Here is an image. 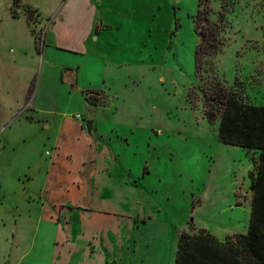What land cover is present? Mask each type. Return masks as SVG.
Returning <instances> with one entry per match:
<instances>
[{
	"label": "rangeland",
	"instance_id": "1",
	"mask_svg": "<svg viewBox=\"0 0 264 264\" xmlns=\"http://www.w3.org/2000/svg\"><path fill=\"white\" fill-rule=\"evenodd\" d=\"M14 1L0 0V102L23 101L32 84L23 105L0 129V264H56L54 256L78 254L71 211L74 203L88 208L92 199L66 192L43 194L53 129L49 117L35 115L31 122L30 95L32 88L33 96L38 92L36 100L46 110L56 98L59 110H79L85 92L94 90L69 98L59 75L79 65L81 82L91 79L101 89L95 92L105 103L93 106L103 107V115L110 112L102 117L107 129L122 134L133 188L123 201L113 197L110 207L124 215L140 212L138 208L152 214L137 222L139 230L122 255L120 241L115 246V264H174L178 236L190 230V221L220 240L247 231L258 154L220 142L218 120L211 123L203 113L195 76L198 0H96L101 27L94 28L85 52L78 51L81 43L61 47L45 42L42 28L33 31L38 48L30 47L29 28L38 24L15 20L12 9L27 17L30 7L23 0L13 6ZM209 4L220 51L205 59V67L237 88L245 101L264 105V0ZM12 30L24 31L16 35L19 47L8 42ZM42 66L46 69L41 71ZM81 112L85 124L90 112ZM12 120L21 125L4 131ZM94 248L87 247L88 254Z\"/></svg>",
	"mask_w": 264,
	"mask_h": 264
},
{
	"label": "crops",
	"instance_id": "2",
	"mask_svg": "<svg viewBox=\"0 0 264 264\" xmlns=\"http://www.w3.org/2000/svg\"><path fill=\"white\" fill-rule=\"evenodd\" d=\"M43 1H21L30 7L28 9H34L32 21L17 12L16 8L11 10L15 20L21 22L26 19L27 22L38 24L29 28L30 47L38 48L33 31L38 32L42 28V40L45 42L48 40L49 43L61 47L77 46L81 43V48L78 51L85 52L87 39L90 38L94 28L99 24L96 14V0H61V5H56L58 0H45V4ZM99 26L101 27V24ZM6 27L7 25L3 27L4 31ZM97 32L98 34L101 33L99 27ZM19 33L24 34V31L12 30L8 35V42L11 41L10 43L19 47L20 43L16 38ZM97 39L98 36L96 41ZM42 69L46 68L42 66L41 71ZM81 71V65H79L75 70L65 68L59 74L62 90H66L69 98L79 97L78 93L87 89L101 90L93 87L91 79L83 84L80 79L82 78ZM103 79L106 82L105 76ZM31 84L25 89L23 101H9L1 98L0 115L3 118L0 129L23 105ZM37 93L33 96L32 88L30 95L31 122L37 115L49 117L48 127L53 129L48 134V145L51 153L44 166L43 194L47 193L49 196L51 192L62 194L66 192L67 196L88 195L92 199L88 208L79 207L80 203H74L75 210L71 211L72 215L75 214L72 218V244L73 250L78 254L73 258L66 257V254L64 255L66 258L54 256L52 262L56 264H115L117 262V259L114 258L115 246H118V242L121 243L120 254L122 255L126 244L127 248L128 246L130 248L129 243L132 241L134 231L139 230L137 222L140 220L146 222L148 220L146 218L152 216L151 212L140 208H138L140 212L133 209L130 210L132 214L124 215L121 211L110 207L109 203L113 197H121L123 201L133 188L129 176L126 175V162L122 152L124 148L121 141L122 134L115 129L109 131L102 117L109 115L110 112L108 111L106 115H103L99 111L103 107L89 105L84 96V104L82 101L80 102L79 110L67 112L56 108L58 98L54 100L51 109H44L41 100H36ZM83 108L89 110V117L93 120L91 134L86 132L83 120L74 117L76 114L82 113ZM81 115L84 118L83 114ZM14 124L15 126L21 125L12 120L4 131ZM114 132L116 133L114 134ZM6 146L7 143L4 147ZM131 181L135 182V179ZM148 214L150 216H146ZM114 215H118V217ZM133 241L137 242V240ZM90 245L95 248L93 252L89 251L88 254L87 247Z\"/></svg>",
	"mask_w": 264,
	"mask_h": 264
},
{
	"label": "trees",
	"instance_id": "3",
	"mask_svg": "<svg viewBox=\"0 0 264 264\" xmlns=\"http://www.w3.org/2000/svg\"><path fill=\"white\" fill-rule=\"evenodd\" d=\"M19 1L15 0L13 6H19ZM210 1L198 0L194 16L198 36L195 76L200 80L197 92L202 96L207 120H218V140L258 154L251 174V209L247 231L227 235L223 240L204 228L196 229L190 221V230L183 229L178 236L174 264H264V105L245 101L237 88L228 87L205 67V59L220 51L216 24L208 17ZM97 95L87 91L84 99L90 105L104 104L105 99L101 101Z\"/></svg>",
	"mask_w": 264,
	"mask_h": 264
},
{
	"label": "water",
	"instance_id": "4",
	"mask_svg": "<svg viewBox=\"0 0 264 264\" xmlns=\"http://www.w3.org/2000/svg\"><path fill=\"white\" fill-rule=\"evenodd\" d=\"M34 17V10L30 9L27 11V18L29 21H32ZM93 120L89 119L85 121V130L88 134H91V128H92Z\"/></svg>",
	"mask_w": 264,
	"mask_h": 264
},
{
	"label": "built area",
	"instance_id": "5",
	"mask_svg": "<svg viewBox=\"0 0 264 264\" xmlns=\"http://www.w3.org/2000/svg\"><path fill=\"white\" fill-rule=\"evenodd\" d=\"M74 117H75L76 119H78V120H81V115H80V114H76Z\"/></svg>",
	"mask_w": 264,
	"mask_h": 264
}]
</instances>
